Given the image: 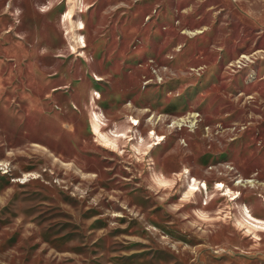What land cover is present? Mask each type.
<instances>
[{"label":"rangeland","instance_id":"374dc122","mask_svg":"<svg viewBox=\"0 0 264 264\" xmlns=\"http://www.w3.org/2000/svg\"><path fill=\"white\" fill-rule=\"evenodd\" d=\"M0 264H264V0H0Z\"/></svg>","mask_w":264,"mask_h":264},{"label":"bare ground","instance_id":"6f19581e","mask_svg":"<svg viewBox=\"0 0 264 264\" xmlns=\"http://www.w3.org/2000/svg\"><path fill=\"white\" fill-rule=\"evenodd\" d=\"M66 17H69L70 19H72V12H69L66 15ZM82 29H84V24L82 22H79L77 30L81 31ZM79 38H80L82 44L85 46V41H84L83 37L80 34H79ZM94 129H95L96 132H98V125L97 124H94ZM204 187L207 188L206 184H204ZM218 187H220V188L222 187L223 188L225 186L223 184L219 183ZM240 214H241V218L245 219L246 225H247L248 228H250V229H258L260 227H263L262 223L260 221H258L257 219H255L253 217V215L250 213V211H248L246 208H243L240 211Z\"/></svg>","mask_w":264,"mask_h":264}]
</instances>
